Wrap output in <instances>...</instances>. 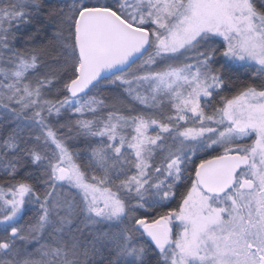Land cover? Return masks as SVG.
I'll list each match as a JSON object with an SVG mask.
<instances>
[{
  "label": "snow or ice",
  "instance_id": "6c2138e0",
  "mask_svg": "<svg viewBox=\"0 0 264 264\" xmlns=\"http://www.w3.org/2000/svg\"><path fill=\"white\" fill-rule=\"evenodd\" d=\"M0 264H264V0H0Z\"/></svg>",
  "mask_w": 264,
  "mask_h": 264
}]
</instances>
